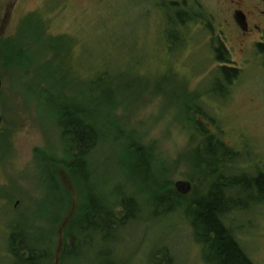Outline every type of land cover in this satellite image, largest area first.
Segmentation results:
<instances>
[{"label":"rangeland","instance_id":"obj_1","mask_svg":"<svg viewBox=\"0 0 264 264\" xmlns=\"http://www.w3.org/2000/svg\"><path fill=\"white\" fill-rule=\"evenodd\" d=\"M169 2L175 0H0V264L11 263L7 224L15 218L43 236L34 244L50 251L45 264H58L61 227L84 205V183L65 172V107L85 109L99 131L86 191L94 184L102 205L131 197L138 205L136 220L113 233L117 264H152L161 248L175 264H210L182 210L152 217L151 205L160 175L173 187L189 182L186 197L195 202L210 193L215 171L225 178L220 195L237 203L226 226L251 261L264 264V201H256L264 193L251 189L264 174V55L238 44L228 2L180 0L176 9L189 19L174 22L175 30L174 14L162 9ZM219 41L240 70L223 90L215 86ZM114 98L116 106L96 116L98 99ZM195 124L215 140L205 142ZM132 142L146 150L150 176L140 163L135 168ZM218 142L234 160L216 161ZM98 242L83 254L87 264Z\"/></svg>","mask_w":264,"mask_h":264},{"label":"trees","instance_id":"obj_2","mask_svg":"<svg viewBox=\"0 0 264 264\" xmlns=\"http://www.w3.org/2000/svg\"><path fill=\"white\" fill-rule=\"evenodd\" d=\"M172 14L175 17L170 21L173 29L175 26L174 22L185 24L189 19L185 12L169 7L167 15L170 17ZM214 52L216 60L219 63L215 69L218 72V84L215 86L216 89L223 90L239 79L240 70L230 66L229 52L220 41ZM258 53L264 55V45L258 47ZM67 85L65 82V89H67ZM58 91H61L60 87ZM117 99L114 98L112 102L98 99L99 103L96 107V116L99 117V113L106 111L109 107H115ZM84 110L80 108L75 112L74 108L65 107L61 123H59V125L62 124L63 134L68 140L69 145L65 172L71 178L79 179L82 186L84 183L82 192L85 200L82 209L78 212L79 215L73 220L72 218L67 219L66 225L63 228L61 227V237L62 230L64 229L66 231L64 233L65 242L64 239H61V244H59L60 247L58 248L59 251H57L58 264H87L88 257L83 254L86 249L94 247L96 240H99L96 245V249L99 248V250L92 264H117L110 257L112 250L110 249V244L118 243L114 240L113 233L120 228L125 229L127 225L136 220L138 205L132 197L120 199L118 206L113 205L112 202H108L107 205H102L100 203V191L94 184L92 185V190H90L91 192L86 191V184L91 181L90 177H92V172L90 167H88V157L94 144L100 141V139L98 128L86 121L87 115ZM76 116L78 118H75ZM198 125L195 124L198 133L205 136H202L205 142L210 143L215 140L213 135H207L202 132L200 130L201 125ZM217 146L219 147L218 151H211L215 153L214 158L217 162L224 164L229 162V157L231 158L230 160H234L237 156L231 149L222 145L221 142H218ZM129 152L128 154L134 156L136 162L134 164L136 166L135 168L139 170L140 163L142 172L150 176V163L146 150H143L141 146L132 142L129 144ZM217 158H221V160ZM56 170L57 166H54V171ZM163 171L165 172L166 170L164 169ZM43 173H46L45 169ZM215 173V181L211 184L210 193L195 202H191L190 197H186L187 195H179L173 185L165 180L164 174L160 175L159 181H161L155 189L158 196L155 199L154 205H151V215L152 217H159L166 213L175 212L177 209L182 210L183 215L187 218L188 223L194 230L197 242L205 250V259L210 264H254L225 224L226 216L236 210L235 204L237 203L233 200L234 195L229 198H224V196L220 195L222 188L221 182L225 178H223L220 172L215 171ZM47 176L49 177V174ZM49 178L55 181L53 175ZM141 178L142 176L140 175L138 179ZM225 182L227 183L225 188L231 190L233 184L228 183L227 180ZM252 184V190L258 193H264V174H257V177L252 179ZM237 185L238 183L234 184V187L236 188ZM63 201L64 198L62 199V203ZM256 201L261 203L264 201V196ZM116 208L119 211L115 213L114 209ZM54 212L56 211L54 210ZM58 219V216H53L52 221L56 222ZM7 225L9 227L7 234V254L11 258L10 264H45L51 256L49 254L50 251L47 252V250L39 249L34 244L40 241V238L43 236L38 235V231L33 233L28 232L27 228L29 223L22 219L15 218ZM43 242H45L44 239L42 240ZM151 259L152 264H175L176 262L167 248L159 249L154 258L152 256Z\"/></svg>","mask_w":264,"mask_h":264},{"label":"flooded vegetation","instance_id":"obj_3","mask_svg":"<svg viewBox=\"0 0 264 264\" xmlns=\"http://www.w3.org/2000/svg\"><path fill=\"white\" fill-rule=\"evenodd\" d=\"M229 5V18L238 32V44L241 47H251L258 50L259 46L264 45V0H224ZM181 5L180 0L169 2L162 8L173 7L176 9ZM241 12L244 16V29H241L235 22L234 15Z\"/></svg>","mask_w":264,"mask_h":264},{"label":"water","instance_id":"obj_4","mask_svg":"<svg viewBox=\"0 0 264 264\" xmlns=\"http://www.w3.org/2000/svg\"><path fill=\"white\" fill-rule=\"evenodd\" d=\"M235 22L237 25L244 29V16L241 12H236L234 15ZM0 97H1V80H0ZM1 123V117H0ZM174 189L179 195H188L191 192V184L187 181H178L174 183Z\"/></svg>","mask_w":264,"mask_h":264}]
</instances>
